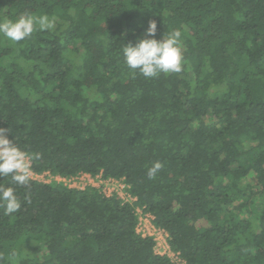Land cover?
Returning <instances> with one entry per match:
<instances>
[{"label": "trees", "instance_id": "1", "mask_svg": "<svg viewBox=\"0 0 264 264\" xmlns=\"http://www.w3.org/2000/svg\"><path fill=\"white\" fill-rule=\"evenodd\" d=\"M29 13L55 23L0 35V128L33 173L111 177L134 200L0 178L21 201L0 208V264H176L139 213L184 264H264V0H0V20ZM149 21L181 31V73L125 64Z\"/></svg>", "mask_w": 264, "mask_h": 264}, {"label": "clouds", "instance_id": "2", "mask_svg": "<svg viewBox=\"0 0 264 264\" xmlns=\"http://www.w3.org/2000/svg\"><path fill=\"white\" fill-rule=\"evenodd\" d=\"M53 21L47 16H34L31 13L21 15L16 20H0V35L13 42H20L32 36L39 29H51ZM157 24L149 21L146 36L135 44L123 48L124 62L134 73L144 78H156L160 74L181 73L183 71V53L181 49L182 33L172 30L167 37L157 40ZM7 130L0 128V178L11 177L18 186H28L32 177V162L39 157L22 150L6 135ZM163 167L160 161L152 163L147 169L149 179H154ZM0 208L8 213H16L21 208V201L15 189L0 185Z\"/></svg>", "mask_w": 264, "mask_h": 264}, {"label": "built area", "instance_id": "3", "mask_svg": "<svg viewBox=\"0 0 264 264\" xmlns=\"http://www.w3.org/2000/svg\"><path fill=\"white\" fill-rule=\"evenodd\" d=\"M36 175H39V174H36ZM80 175H83V176H86L87 178H90V180L88 182H86L87 185H85V186L92 185V186L98 187V189L103 194H105L107 196H109L113 193H117V194H119L120 197L124 198L125 200H127V199H130L132 201L134 200L133 197H131L128 193H126V191L123 190L124 187H126L125 184L120 182V181H117L116 179H113L111 177H108L106 179H101L98 177V175L96 176L98 178H93L88 173H82ZM78 176L65 178V177L51 176L50 175V180L51 179L61 180L68 187H74V188L82 189L85 186L79 187V186H76L75 184L71 183L72 180L77 178ZM95 182H97V183H95ZM137 210H138V208H137ZM151 219H152L151 215H149L147 213H145V214L139 213V222L137 224V231L140 232L144 236L148 235V236L153 237V239L156 242L155 250L158 254L167 255L169 258L173 259L176 264H184V261L178 256V253L173 252L170 249L168 241H167V233L163 229H161L159 227H155L152 224Z\"/></svg>", "mask_w": 264, "mask_h": 264}, {"label": "rangeland", "instance_id": "4", "mask_svg": "<svg viewBox=\"0 0 264 264\" xmlns=\"http://www.w3.org/2000/svg\"><path fill=\"white\" fill-rule=\"evenodd\" d=\"M54 23L55 22L53 21V25H54ZM32 178L43 180L45 182L50 181V175L47 172L39 174V175L32 173ZM89 180H90V178H87L86 176H83V175H79L77 178L73 179L71 183L75 184L76 186L83 187V186L87 185L86 182H88ZM95 183H97V182H95Z\"/></svg>", "mask_w": 264, "mask_h": 264}]
</instances>
